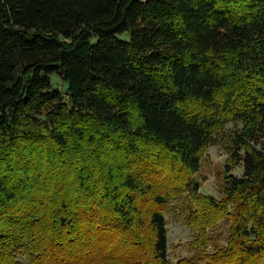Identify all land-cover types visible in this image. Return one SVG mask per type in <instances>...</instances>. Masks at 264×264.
Segmentation results:
<instances>
[{
  "label": "trees",
  "instance_id": "obj_1",
  "mask_svg": "<svg viewBox=\"0 0 264 264\" xmlns=\"http://www.w3.org/2000/svg\"><path fill=\"white\" fill-rule=\"evenodd\" d=\"M225 124L217 200L190 178ZM188 190L176 264H264V0H0V264H173Z\"/></svg>",
  "mask_w": 264,
  "mask_h": 264
},
{
  "label": "rangeland",
  "instance_id": "obj_2",
  "mask_svg": "<svg viewBox=\"0 0 264 264\" xmlns=\"http://www.w3.org/2000/svg\"><path fill=\"white\" fill-rule=\"evenodd\" d=\"M52 79L53 83L62 92L66 91L67 86L60 82L58 77L54 76ZM233 127V124H225L223 126V132L220 134V138L217 139L216 145L209 147L206 151L200 172L190 178L191 186L198 184L197 194L221 200L228 165L233 166L231 175L236 177L243 175L241 165H233L230 162L231 149L228 137L232 133ZM190 191L184 192L183 195L160 208L167 221L169 261L173 264L182 259L197 260L201 252L194 244L198 231L188 225L189 215L196 211ZM229 230L230 219H225L208 229L211 242L206 248V252L214 253L224 248L228 243ZM199 261L200 263L198 264H204L203 260L200 259Z\"/></svg>",
  "mask_w": 264,
  "mask_h": 264
}]
</instances>
